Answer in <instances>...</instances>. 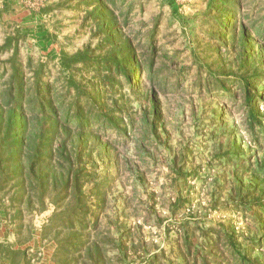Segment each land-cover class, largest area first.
<instances>
[{"label":"rangeland","instance_id":"obj_1","mask_svg":"<svg viewBox=\"0 0 264 264\" xmlns=\"http://www.w3.org/2000/svg\"><path fill=\"white\" fill-rule=\"evenodd\" d=\"M7 263L264 264V0H0Z\"/></svg>","mask_w":264,"mask_h":264},{"label":"trees","instance_id":"obj_2","mask_svg":"<svg viewBox=\"0 0 264 264\" xmlns=\"http://www.w3.org/2000/svg\"><path fill=\"white\" fill-rule=\"evenodd\" d=\"M135 60V59H134ZM137 80H138V84H137V86L140 84V75L138 74V76H137ZM130 83H131V81H130ZM16 155H18L19 154V152L18 151H16V153H15Z\"/></svg>","mask_w":264,"mask_h":264},{"label":"crops","instance_id":"obj_3","mask_svg":"<svg viewBox=\"0 0 264 264\" xmlns=\"http://www.w3.org/2000/svg\"><path fill=\"white\" fill-rule=\"evenodd\" d=\"M7 264H9V263H7Z\"/></svg>","mask_w":264,"mask_h":264}]
</instances>
